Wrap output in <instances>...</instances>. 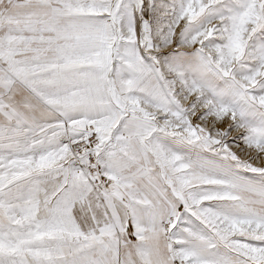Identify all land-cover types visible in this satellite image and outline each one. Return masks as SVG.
I'll use <instances>...</instances> for the list:
<instances>
[{
	"label": "snow or ice",
	"instance_id": "6c2138e0",
	"mask_svg": "<svg viewBox=\"0 0 264 264\" xmlns=\"http://www.w3.org/2000/svg\"><path fill=\"white\" fill-rule=\"evenodd\" d=\"M0 264H264V0H0Z\"/></svg>",
	"mask_w": 264,
	"mask_h": 264
}]
</instances>
